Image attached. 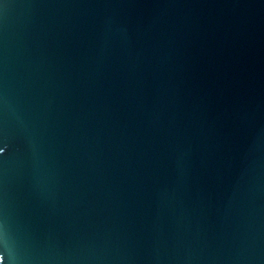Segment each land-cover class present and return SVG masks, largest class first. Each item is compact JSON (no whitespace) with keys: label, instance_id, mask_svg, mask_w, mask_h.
Instances as JSON below:
<instances>
[{"label":"water","instance_id":"1","mask_svg":"<svg viewBox=\"0 0 264 264\" xmlns=\"http://www.w3.org/2000/svg\"><path fill=\"white\" fill-rule=\"evenodd\" d=\"M0 264H264V0H0Z\"/></svg>","mask_w":264,"mask_h":264}]
</instances>
